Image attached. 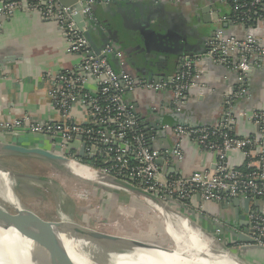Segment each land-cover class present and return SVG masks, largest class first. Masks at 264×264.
Instances as JSON below:
<instances>
[{
	"label": "built area",
	"instance_id": "1",
	"mask_svg": "<svg viewBox=\"0 0 264 264\" xmlns=\"http://www.w3.org/2000/svg\"><path fill=\"white\" fill-rule=\"evenodd\" d=\"M124 1L85 0L79 3L82 8L79 13L98 24L93 13L95 7ZM221 2L229 5L233 12L231 20L222 19L230 25L240 24L248 28L262 17L260 12L264 0ZM18 13L35 14L43 21L57 23L66 40V53L77 56L79 61L70 69L42 77L43 82L49 84L50 105L59 121L37 120L29 115L11 123L0 119V134L47 141L55 154L128 182L170 206L174 203L187 211L200 212L197 213L199 218L203 212L200 211L202 207L200 210L193 208L191 203L195 198L203 204L218 205L234 199H250L247 228L253 232L250 236L255 244L264 246L261 240L264 239V108L246 114L256 128L255 136H238L233 129L236 104L248 96L250 68L252 66L256 70L264 62V48L253 34L248 32L239 38L217 32L206 44L207 56L214 59V64L234 72L238 85L226 98L219 124L195 128L161 126L174 143L170 154L159 148L153 149V145L159 144L157 136L147 135L142 116L138 111L136 113L135 103L128 95L132 94L136 100L141 92L160 97L169 93L170 104H149L150 112L182 110L191 102V92L201 83L202 72L198 67L203 60L201 56L184 58L171 76L161 82H150L124 70L123 53L112 42L94 49L73 21L78 14L74 6L65 7L57 0H0V25ZM112 58L119 63L117 70L112 65ZM185 142L213 154L216 157L215 168L196 171L187 177L163 172L158 160L163 159L169 170L174 168L184 159ZM31 144V147L45 148L40 142ZM83 146L84 156L80 157ZM235 152L243 155L242 163L236 164L229 159ZM203 217L200 219L204 220ZM209 221L218 227L213 234L217 242L229 246L231 241L223 237L221 218L215 216ZM232 247L238 249L237 245Z\"/></svg>",
	"mask_w": 264,
	"mask_h": 264
},
{
	"label": "crops",
	"instance_id": "2",
	"mask_svg": "<svg viewBox=\"0 0 264 264\" xmlns=\"http://www.w3.org/2000/svg\"><path fill=\"white\" fill-rule=\"evenodd\" d=\"M141 4L145 14L161 26L177 30L179 34L193 42L191 47H197L196 49H201L205 41L213 37L217 30L226 36L239 38L245 37L250 32L264 48V7L260 12L262 17L259 22L244 28L240 24L230 25L222 21L224 17L231 20L233 12L230 6L221 0H143ZM212 6L214 9L209 14L211 23L207 24L203 9ZM93 13L99 22L97 27L100 28V32H104L101 35L97 31H91L95 43L102 47L106 40L112 38L115 47L123 53L124 70L133 76L144 78V71L148 64L141 52L139 35L133 32L130 24L128 25L130 17L127 16L126 11H118L117 7H112L110 10L97 7L93 9ZM225 25L228 27L225 28ZM126 53L130 58H128L129 61ZM78 61L77 56L66 53V40L57 23L43 21L35 14L23 13H18L13 18L5 20L0 25V119L11 123L24 115H29L37 120L59 121V116L54 113L50 105L49 84L43 82L42 77L45 74H55L70 69ZM111 62L115 69H118L117 60L112 58ZM198 67L202 72L201 83L191 92V106L188 108L187 115L203 124H219L226 98L238 85L237 75L208 60H201ZM247 87V98L241 99L236 104V122L233 128L236 135L243 137L255 136L257 133L246 114L264 108V62L256 68ZM152 95L154 94L141 92L136 100L132 94L128 95L131 102L137 103V111L143 118H149L150 111H147L149 104L151 106L155 103L161 105L167 100L166 95L162 97L156 95L155 98ZM31 139L32 137L26 136L14 137L10 133L0 134V143L16 142L19 145L31 147L33 143L30 142ZM168 139L172 143V139ZM39 142L43 146L47 144L51 146L47 141ZM183 151V161L175 166L179 176L187 177L196 171L212 170L216 166V157L213 154L202 152L190 142L183 144ZM230 155L229 159L233 163L240 164L244 161L243 155L239 152ZM120 194L123 200L124 196L129 195ZM141 201L136 200L134 204L137 208L145 207L148 211L150 207H143L140 203L145 202ZM191 204L195 210L196 207L199 210L202 207L200 211L203 212L202 215L205 218L212 219L220 216L218 214L220 205L218 204H203L198 198H195ZM174 209L179 213L185 211L180 207ZM221 216L223 220H229L231 216L234 219L231 210H222ZM202 222L201 225L206 229L215 231L218 228L210 221ZM154 223L156 227L162 229L164 227L166 232L165 223L162 224L160 219ZM223 237L229 240L224 230Z\"/></svg>",
	"mask_w": 264,
	"mask_h": 264
},
{
	"label": "water",
	"instance_id": "3",
	"mask_svg": "<svg viewBox=\"0 0 264 264\" xmlns=\"http://www.w3.org/2000/svg\"><path fill=\"white\" fill-rule=\"evenodd\" d=\"M84 1L85 0H57V2L65 7L74 6L76 8L78 14L73 17V21L76 23L77 27L84 32L93 48L97 50L99 46L95 43L91 31H97L101 35H103L104 32H100V28L97 27L99 23L94 24L92 21H88L79 13L82 9L79 3ZM142 1L143 0H126L124 2H114L108 6H101V8L105 10L117 7L118 11L124 10L126 11L127 16L130 17L128 25L130 24L133 32L139 35L141 39V52L145 56L148 64L147 69L144 71L145 73L143 72L144 78L138 76L139 79L150 82H161L178 70L184 58L201 56L203 60L212 61L214 64V59L206 54V44L210 42L212 36L205 41V48L204 46L201 49L191 47L193 42L179 34L177 30L174 31L168 27L165 28L158 22L156 23V21L149 15L145 14V10L141 4ZM213 9L214 6L203 9L207 24L211 23L209 14ZM225 26V28L228 27L227 25ZM217 32H220V30L215 31V33ZM110 39L111 40H106L101 48L105 47L110 42L114 43L112 38ZM172 71L174 72L171 74ZM254 71V68L251 66L249 71L250 78ZM165 95L167 96V100L164 103L169 105L171 96L169 93ZM152 96H154V98L156 97L155 95ZM190 106L191 104L189 103L180 111H160L159 113L149 112V118L142 117L147 135L151 136L154 134L157 136L159 144L153 145V149L159 148L163 151L170 152V154L173 152V141L171 143L168 139L169 136L161 130V126L164 124L171 125L173 127L182 125L194 128L207 125L200 123L196 118L187 115V111ZM135 108L137 113V103L135 104ZM150 110L151 108L148 106L147 111ZM30 142H39V140L32 137ZM0 146L3 148V152L0 155V169L7 173L17 175L15 172L10 170L13 167H10V165H7L2 160V158L9 156L38 158L60 166L71 162L108 177L115 182L118 188L124 190L125 193L133 195L137 199L148 203L152 207H161V211L157 208L156 209L165 219L166 233L168 230L167 219L169 216L174 222V226L178 224L180 218H186L189 220V218L186 216L184 217L182 213L177 212V210L169 204H166V202L162 201L159 197L141 190L128 182L105 175L97 170L91 169L88 166L72 162L67 158L55 154L50 148H42L38 146L27 147L19 145L16 142H4L0 143ZM79 156H84V146L82 147ZM172 160H175L174 156H172ZM158 164L162 167L163 172H168V175H172L173 173L174 175H179L176 172L177 167L169 170L165 166L163 159L158 160ZM27 178L41 182V180L35 176H27ZM100 187L106 190V192H110L107 188L102 186ZM15 195L16 197L18 196L20 202L24 204L18 195L17 189L15 191ZM249 205L250 199H234L227 204L220 205L218 209L220 211L218 214L221 216L222 210H231L234 216V219L231 216L229 220H223L224 218L222 216V218L220 216L219 217L223 221L222 227L226 236H228L231 241L228 247L234 245L238 246L241 258H237L234 254H232L237 259L235 264H247L248 261H251L254 264H264V246L255 244L254 239L250 236V234L253 235V232H250L247 228L248 222L246 214L249 212ZM180 208H182V206H180ZM189 212L194 214L196 213L192 210H189ZM17 214L19 215V218L11 216L0 205V223L6 230L5 234L0 239V264H18L15 257L27 253L33 246L36 247L41 254L51 258L59 264H119L124 262L122 258L127 255H147L150 253L163 255L172 251V249L163 245L161 246L141 240L114 236L77 222L68 220L50 222L43 220L40 217L25 218L22 213ZM202 217L200 216V218ZM203 219L209 221V219L205 217H203ZM261 240L264 241L263 238H261ZM185 259H187V257ZM188 260L191 259L189 258Z\"/></svg>",
	"mask_w": 264,
	"mask_h": 264
},
{
	"label": "rangeland",
	"instance_id": "4",
	"mask_svg": "<svg viewBox=\"0 0 264 264\" xmlns=\"http://www.w3.org/2000/svg\"><path fill=\"white\" fill-rule=\"evenodd\" d=\"M45 148H51V146L47 144ZM2 160L7 165H10V167H13L10 169L11 171L21 177V179L17 181L18 185L16 189L18 195L22 201L24 200L23 202L28 208L39 214L41 219L50 222L67 220L61 219L57 215L58 205L55 203L52 193L48 189H41L35 187L31 183L28 184L27 176H35L46 184L49 182L53 183L66 196L67 200L71 202L75 214V222L114 236L141 240L152 244L163 245L165 247L169 245V249L174 250V243L167 236L164 227L163 229L156 227V223H154V221L160 219L161 223L164 224L165 219L163 215L148 203H146L147 205H145V203H140L143 204V207L149 206L150 209H148V211L147 208L145 209V207L143 208L142 206L143 209H137L134 202L140 199H137L133 195L129 194L124 196L125 199L123 200L120 194L121 192H106V190L96 184L92 185L89 182H83L80 178L72 175L64 166L38 158L9 156L2 158ZM61 167H63L62 170ZM171 205L173 208L180 207L178 206L179 204L172 203ZM182 208L185 210L182 212L183 216H186L191 222L205 230L204 232L216 241L219 248L227 249L237 258H241L238 249L236 250L232 246L228 247L226 243L217 242V238L213 235L215 231L206 229L201 225V222L204 220H200L197 212L194 214L187 211L186 208ZM17 215L16 213L14 216L19 218V215ZM124 219L125 221H123Z\"/></svg>",
	"mask_w": 264,
	"mask_h": 264
},
{
	"label": "bare ground",
	"instance_id": "5",
	"mask_svg": "<svg viewBox=\"0 0 264 264\" xmlns=\"http://www.w3.org/2000/svg\"><path fill=\"white\" fill-rule=\"evenodd\" d=\"M2 152L3 148L0 146V155L2 154ZM63 166L76 177H80L81 179H83V182L85 180L91 183L92 185L96 184L105 187L110 192L118 191L122 194H125L124 190L118 188L115 182H113L106 176H103L90 169L78 166L71 162L66 163ZM62 168L63 167H61V170ZM19 179H21L20 176L14 175L13 173H7L0 169V205L11 216H14L16 213H22L25 218H39L38 213L21 203L18 196L16 197L15 191L18 185L17 181ZM27 182L28 184L31 183L37 188L46 190L48 189L52 193L55 203L58 205L57 215L61 219H67L68 221L75 222V214L71 202L67 200L66 196L53 183L49 182L46 184L29 178H27ZM157 209L159 211L162 210L161 207ZM167 220V236L173 241L174 250L170 251L168 254L163 255L155 253H150L147 255L138 254L135 256L127 255L126 257L122 258L124 262H121L119 264H235L237 260L236 257L233 256L232 253L227 249L219 248L217 246L216 241L210 235L206 234L202 230V228H200L195 223L187 220L186 218H180L178 224L174 226V222L170 219V216ZM123 221H125V219ZM5 232L6 230L4 226L0 224V239L5 234ZM186 257L187 259H185ZM15 258L18 264H59L51 258H48L47 256L41 254L40 251L34 246L31 247L27 253L17 256ZM189 258L191 260H188ZM247 264L254 263L248 261Z\"/></svg>",
	"mask_w": 264,
	"mask_h": 264
},
{
	"label": "flooded vegetation",
	"instance_id": "6",
	"mask_svg": "<svg viewBox=\"0 0 264 264\" xmlns=\"http://www.w3.org/2000/svg\"><path fill=\"white\" fill-rule=\"evenodd\" d=\"M126 54H127V53H126ZM126 57H127V60L129 61L130 58H129L128 54L126 55ZM128 58H129V59H128Z\"/></svg>",
	"mask_w": 264,
	"mask_h": 264
},
{
	"label": "trees",
	"instance_id": "7",
	"mask_svg": "<svg viewBox=\"0 0 264 264\" xmlns=\"http://www.w3.org/2000/svg\"><path fill=\"white\" fill-rule=\"evenodd\" d=\"M232 18H233V15H232ZM117 70V69H116Z\"/></svg>",
	"mask_w": 264,
	"mask_h": 264
}]
</instances>
